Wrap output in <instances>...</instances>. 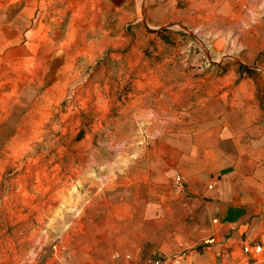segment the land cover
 <instances>
[{
	"label": "rangeland",
	"instance_id": "1",
	"mask_svg": "<svg viewBox=\"0 0 264 264\" xmlns=\"http://www.w3.org/2000/svg\"><path fill=\"white\" fill-rule=\"evenodd\" d=\"M231 183L264 220V0H0V264L225 244Z\"/></svg>",
	"mask_w": 264,
	"mask_h": 264
},
{
	"label": "crops",
	"instance_id": "2",
	"mask_svg": "<svg viewBox=\"0 0 264 264\" xmlns=\"http://www.w3.org/2000/svg\"><path fill=\"white\" fill-rule=\"evenodd\" d=\"M229 188L230 190L226 194H223L222 192L215 193L214 202L211 206L214 215L216 213L219 215V217L225 215V221H228L231 227L235 226L232 230V237L230 238V240L227 243L225 242V244H223L221 242V239L216 240V236H214V238L206 241V243H209L211 245H209L202 251L192 250L186 253H182L181 250L177 251L169 249L164 253V256L162 257V259L166 261V264H264L263 252L260 255H257V257L260 256L259 258H255V256L253 257L254 259L249 258V255L245 252H242L244 257L242 254H236L237 252L235 251V248L243 242L244 235V238L248 239L249 237L254 236L255 232H260L261 230L264 231V220L252 219L249 223L240 224L243 223L241 217L243 215L242 212L244 211V207L232 200L234 198V195L237 194L238 187L237 185L235 186L231 183L229 185ZM227 198H230L229 204ZM197 200H200V198H197ZM201 204L202 202L199 203V205ZM194 212L199 213L200 215L206 214V210L204 208L200 210L199 206H197V209ZM156 221L150 223H157ZM214 222L216 223L217 219H214ZM228 246L233 247L232 251L230 249L231 252H229V248L225 249V247ZM139 260L140 256L136 254L131 259V264H156V259L154 257H150L141 263H139Z\"/></svg>",
	"mask_w": 264,
	"mask_h": 264
},
{
	"label": "built area",
	"instance_id": "3",
	"mask_svg": "<svg viewBox=\"0 0 264 264\" xmlns=\"http://www.w3.org/2000/svg\"><path fill=\"white\" fill-rule=\"evenodd\" d=\"M263 245L260 243H255V242H249V243H245L243 246V251L248 254L251 255L253 257L260 255L263 252ZM156 264H166L165 260H159L156 261Z\"/></svg>",
	"mask_w": 264,
	"mask_h": 264
},
{
	"label": "bare ground",
	"instance_id": "4",
	"mask_svg": "<svg viewBox=\"0 0 264 264\" xmlns=\"http://www.w3.org/2000/svg\"><path fill=\"white\" fill-rule=\"evenodd\" d=\"M38 259V258H37Z\"/></svg>",
	"mask_w": 264,
	"mask_h": 264
}]
</instances>
